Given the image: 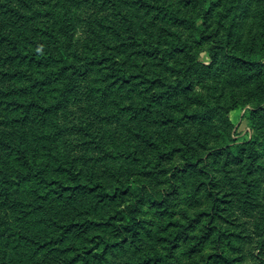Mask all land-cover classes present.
<instances>
[{
	"label": "trees",
	"instance_id": "trees-1",
	"mask_svg": "<svg viewBox=\"0 0 264 264\" xmlns=\"http://www.w3.org/2000/svg\"><path fill=\"white\" fill-rule=\"evenodd\" d=\"M86 1L84 7L93 5ZM172 1L131 3L155 14L154 25L159 17L196 25L209 14L207 0H183L187 7L202 3L203 11L196 18L181 14ZM67 9L68 0H0V264H103L108 251L126 242L136 243L140 229L147 227L137 214L140 204L148 199L152 205H161L167 198L146 189L143 180L123 178H128V169L115 168L114 162L120 157L138 159L149 172L160 175L163 156L172 157L179 147L169 140L163 146L157 137L147 135L144 121L149 117L156 122L174 95L190 97L197 67L205 65L187 42L170 40L164 45L154 35L140 34L142 26H128L124 31L113 26L120 37L106 43L98 10L87 13L84 8L82 29H77ZM127 15L130 13H122L121 18ZM201 24L206 28L205 20ZM219 32L208 34L213 35L214 43L206 56L213 60L221 51L242 66L241 56L229 50ZM204 33H200L202 39ZM177 50H184L187 58L177 65L172 79L147 66L148 59L163 62ZM252 61L262 66L257 59ZM223 106L228 112L237 107V100ZM183 109L188 113L187 106ZM141 142L152 146V157L137 155ZM225 151L227 161H244L249 172L256 169L257 160L252 153L245 155L244 143L234 139ZM183 156L190 160L187 148ZM207 189L214 195L216 209L218 196L209 183ZM130 192L135 193L132 202L102 214L104 204L124 200ZM98 211L102 214L99 219L85 216L76 221L79 214ZM201 215L189 217L190 225H183L174 243L180 233L196 226ZM77 225L85 229L103 226L119 238L113 242L104 234L101 241L92 238L94 244L103 245L91 258L92 245L81 248L69 241V233L78 231ZM210 234L207 227L199 242ZM22 239L26 240L22 245L32 252L23 250L27 258L20 253L14 258L12 253L8 259V245L19 246ZM73 249L82 250L78 256L60 254ZM209 258L217 264H236L224 253ZM158 262L169 264L166 254L143 256L136 264Z\"/></svg>",
	"mask_w": 264,
	"mask_h": 264
},
{
	"label": "rangeland",
	"instance_id": "rangeland-1",
	"mask_svg": "<svg viewBox=\"0 0 264 264\" xmlns=\"http://www.w3.org/2000/svg\"><path fill=\"white\" fill-rule=\"evenodd\" d=\"M90 1L93 5L86 8L85 4L89 3L86 0H68V14L77 29H82V10L85 8L88 13L95 8L102 16L101 30L108 38L106 43L120 37L113 26H119L123 31L128 26H142L140 34H149V38L154 35L164 45L170 40L180 44L187 42L205 64L197 67L190 97L174 95L164 109L162 107L163 113L160 111L156 122L149 117L144 121L147 135L155 136L153 139L157 137L163 146L169 140L179 147L172 157L163 156L160 175L152 174L140 160L131 157L132 161L120 157L114 162L115 168L128 169V178H123L131 182L143 180L146 189L160 198L166 197L167 201L152 205L145 199L137 214L146 229H140L136 243L126 242L123 247L108 251L103 264H136L143 256L157 253L166 254L169 264H217L209 258L213 253L227 254L236 264H264V0H207L209 14L196 25L179 24L161 17L154 25L155 14L134 6L131 0ZM171 4L189 17L196 18L203 11L201 2L188 7L183 0H174ZM127 12L130 15L121 18L122 13ZM204 20L206 28L201 24ZM217 29L229 50L241 56L242 66H236L237 63L231 57L225 58L221 51L218 59L210 60L206 56L214 43L213 35L208 34ZM202 30L205 31L204 39L200 37ZM81 34L82 31L77 32V36ZM186 58L184 50H177L173 57L163 62L148 59L147 66L154 68L159 76L172 79L177 73V65ZM253 59L262 62V66L253 63ZM118 99L121 103L125 101L121 96ZM233 99L237 100V107L227 112L223 105ZM183 106L188 107V113ZM234 139L244 143L246 156L252 153L256 158L255 170L249 172L244 161L242 164L232 159L227 161L225 148ZM184 148H187L190 160L183 156ZM139 154L143 159L152 157V146L141 142ZM208 183L218 196L216 209H213L214 195L209 194ZM134 196L135 193L130 192L124 200L117 198L104 204L102 214L108 215L115 208L132 202ZM102 214L99 211L79 214L76 221H83L85 216L99 219ZM199 215L196 226L187 228L186 235L180 233L181 237L174 243L173 239L177 232L183 231V225H190L189 217ZM207 227L211 234L201 243L199 237ZM75 228L78 231L69 233V241L81 248L92 245L91 258L95 250H102L103 245L94 244L92 238L101 241V234L111 242L119 238L111 231H104L103 226L92 225L85 229L77 225ZM25 241L22 239L21 245L15 247H12L14 242L8 245L6 257L11 258L13 253L17 258L20 253L27 258L23 250L32 252L33 249L22 245ZM81 250L60 254L78 256Z\"/></svg>",
	"mask_w": 264,
	"mask_h": 264
}]
</instances>
